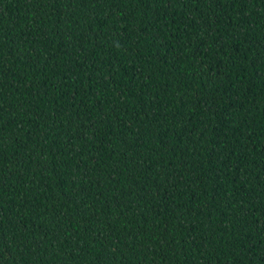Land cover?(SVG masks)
<instances>
[{
  "label": "trees",
  "instance_id": "trees-1",
  "mask_svg": "<svg viewBox=\"0 0 264 264\" xmlns=\"http://www.w3.org/2000/svg\"><path fill=\"white\" fill-rule=\"evenodd\" d=\"M0 264H264V0H0Z\"/></svg>",
  "mask_w": 264,
  "mask_h": 264
}]
</instances>
